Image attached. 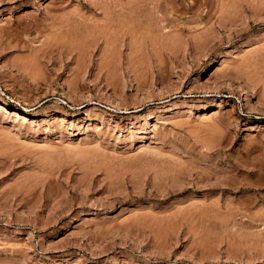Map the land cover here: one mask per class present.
I'll list each match as a JSON object with an SVG mask.
<instances>
[{"label": "rangeland", "instance_id": "374dc122", "mask_svg": "<svg viewBox=\"0 0 264 264\" xmlns=\"http://www.w3.org/2000/svg\"><path fill=\"white\" fill-rule=\"evenodd\" d=\"M0 102V264H264V0H0Z\"/></svg>", "mask_w": 264, "mask_h": 264}, {"label": "bare ground", "instance_id": "6f19581e", "mask_svg": "<svg viewBox=\"0 0 264 264\" xmlns=\"http://www.w3.org/2000/svg\"><path fill=\"white\" fill-rule=\"evenodd\" d=\"M129 4H130V3H129ZM137 5H138V4H137ZM134 6H135V5H134ZM129 9H130V8H129ZM137 9H138V8H137ZM119 12H120V11H119ZM119 12H118V13H119ZM120 14H121V13H120ZM114 16H115V15H114ZM117 19H118L119 22H117L116 24L118 25V24L120 23V20H121V19L119 20V18L116 17V20H117ZM112 20H114V19H111V21H112ZM121 21H122V20H121ZM107 22H108V21H107ZM115 22H116V21H115ZM115 22H113V23L115 24ZM122 22H123V21H122ZM122 22H121L120 24H122ZM125 22H126V21H125ZM61 23H62V22H61ZM109 23L112 24V22H109ZM123 23H124V22H123ZM64 24H65V23H64ZM111 24H109L108 26H110ZM114 24H113V27H114ZM117 25H116V26H117ZM123 25H124V24H123ZM111 27H112V26H111ZM120 28H121V26L119 27V29H120ZM0 103H1V102H0ZM1 104H2V103H1ZM1 104H0V105H1ZM1 107H2V106H1ZM3 107H4V106H3ZM2 109H3V108H2ZM14 113H16V112H14ZM64 115H65V114H64ZM217 178H218V177H217ZM212 180H213V179H212ZM205 181H206V180H205ZM224 181H225V180H224ZM179 183H180V182H179ZM181 183H182V182H181ZM195 183H196V182H195ZM196 184H197V183H196ZM205 209H206V208H205Z\"/></svg>", "mask_w": 264, "mask_h": 264}]
</instances>
